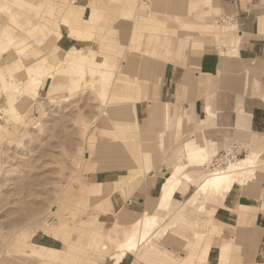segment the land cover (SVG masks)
Here are the masks:
<instances>
[{
	"label": "rangeland",
	"instance_id": "rangeland-1",
	"mask_svg": "<svg viewBox=\"0 0 264 264\" xmlns=\"http://www.w3.org/2000/svg\"><path fill=\"white\" fill-rule=\"evenodd\" d=\"M164 1L0 0V264H113L109 253L114 252V243L131 230L133 219L144 214L159 217L147 241L131 253L132 264H153L156 258L161 264H207L208 254L201 250L193 257L186 254L195 243L194 231L206 233L207 220L214 223L215 209L227 195L222 190L194 192L197 183L210 174L208 163L220 151H211L205 164L189 174L192 182L183 186L193 187L186 195L175 196L180 182L167 209H156L165 175L173 163H185L180 158L182 143L193 135L200 144L201 130L194 105H171L160 90L166 86L168 66L186 72L193 87H212V75L202 74L204 62L200 67L204 58L187 55L201 52L206 36L210 43L226 44L216 33L227 25L235 27L210 9L203 17L192 15L197 23L211 26L210 30L204 25L203 29L200 25L186 28L191 18L153 14ZM87 4L98 8L97 20L87 15L81 18ZM126 4L133 11L132 18L123 13ZM151 17L182 25L176 27L179 30L159 31L167 36L170 49L154 54L135 45L139 33H151L144 29ZM133 24L134 30L113 29ZM97 25L102 27L95 30ZM44 56L48 60L41 70L36 63ZM24 58L38 60L24 66ZM11 59H16L13 71L23 70L17 79L10 75ZM99 59L111 66L110 80L100 77L97 70L91 72L100 66ZM80 65L81 78L75 72ZM73 66H77L75 71L70 69ZM240 143L246 152L238 159L257 154L254 174L247 181L254 182L264 172L262 149L245 140ZM116 145L125 154L118 161L111 155ZM147 187L155 188L151 191L154 198H148ZM141 193L147 195L142 210L127 213V218L122 215L125 211L116 212L114 197L128 204ZM201 204L204 207L198 212ZM200 233L196 237L204 242L207 234ZM94 237L114 243L106 252L100 247L99 253L92 247ZM176 237L187 243L177 247ZM216 246L218 264L249 260L245 249L241 255L232 253L234 247L240 248L234 240L219 239ZM199 255L205 259L197 263ZM127 261L126 257L117 264Z\"/></svg>",
	"mask_w": 264,
	"mask_h": 264
},
{
	"label": "crops",
	"instance_id": "crops-1",
	"mask_svg": "<svg viewBox=\"0 0 264 264\" xmlns=\"http://www.w3.org/2000/svg\"><path fill=\"white\" fill-rule=\"evenodd\" d=\"M165 1L158 3L153 14L186 16L191 18V21L185 24L184 27L198 29L200 25L202 29L205 26V29L210 30L211 26L204 24V22L197 23L196 17L192 15L201 13L203 17L211 9L218 13L219 18L223 16L230 19L235 29L233 30L231 25H227L219 33H216L217 38L223 40L226 44L216 45L210 43L209 37L206 36L201 52L198 51L197 54L192 55L188 53L187 55V58H204V61H200V64L202 63L200 67L204 62L205 66L201 68L206 71H202V74L212 75V87H208V85L201 88L193 87L189 82L191 81L189 80L190 76H187L186 72L168 66L164 77L167 80L166 86L164 91L160 90V94L163 93L165 100L169 101L171 105L178 107L194 105L195 113L200 121L198 125L201 128L199 142L200 145L205 147L208 156L213 150L221 151L232 144L241 145L240 141L245 140L254 147L262 149L260 155L264 157V0ZM205 1H209L211 7L205 5ZM127 5L123 13L126 14L127 18H132L133 11ZM89 9L98 10V8H92L87 4V8L80 15L81 18L86 17ZM150 19L151 22L145 24L147 25L145 28L143 26L141 28L150 30L151 33L145 31L139 33L135 38V45L143 52L154 54L159 53L160 49H163V51L170 49V42L166 40L167 36L159 34V31L179 30L176 27L182 25H170L165 17H151ZM99 26L102 27L97 25L95 30H99ZM136 28L133 24L131 28L115 27L113 29L134 30ZM232 30L234 33H232ZM128 38L130 40V34ZM189 38H191L190 35ZM69 42L70 40L64 43L67 45ZM172 56L170 55L169 58H173ZM209 58H214L212 60L214 64L210 69L207 67ZM37 60L38 58H24V66L32 65ZM14 61L16 59L9 61L8 68L10 75H14V78L17 79L23 70L16 69L13 71L12 64H14ZM194 62L197 63V61ZM152 68H154L153 65ZM196 77L199 76L196 75ZM201 79H206V76H201ZM206 80L209 81V79ZM207 109L206 113L205 110ZM192 138L194 139L193 135L190 139ZM116 146L111 154L114 161H118L125 155L121 147ZM196 168L197 166H189L186 172L191 174ZM192 187L193 184H190L187 188H184L182 182L175 196L181 198ZM153 189L155 188L147 187L148 198L149 196L154 198L151 192L154 191ZM146 194H138L135 199L128 201V204H124L120 196H116L112 199L113 207L116 212L125 211L122 215L127 218V213L139 212L145 207ZM196 210L198 212L202 211L198 208ZM212 218L216 225L207 220L206 233L204 231H194L195 243L188 248L186 254L188 258L193 257L197 250H201L203 254H208L207 264H218L219 247L216 244H218L219 239L221 241L229 239L234 240L235 244H240V248L234 247L233 254L241 255L244 249L247 250L244 253L249 255L250 261L247 260L246 263L244 262L245 264L250 262L264 264V172H260L258 180L256 179L254 182L234 186L227 193L222 204L216 207ZM190 220L197 221L194 218ZM200 232L207 234L204 242L196 237L197 234H201ZM167 233L163 234L167 235ZM176 238L181 240V242L177 240L180 244L178 246L176 242L177 247H183V243H187L186 239ZM247 238L250 240L248 244L245 240ZM103 242L94 237L92 247L101 253L100 247ZM179 253L181 254V252ZM148 257L149 260H152L151 256H147L145 259ZM127 258V264H132L134 261L132 254H128ZM204 259V256H197V263ZM49 263L53 262L46 261L42 264ZM150 263L161 264L157 258Z\"/></svg>",
	"mask_w": 264,
	"mask_h": 264
},
{
	"label": "bare ground",
	"instance_id": "bare-ground-1",
	"mask_svg": "<svg viewBox=\"0 0 264 264\" xmlns=\"http://www.w3.org/2000/svg\"><path fill=\"white\" fill-rule=\"evenodd\" d=\"M144 4V3H142ZM98 11L91 9L87 12L88 19L94 18L97 20L99 18ZM185 23V22H184ZM106 50L110 51L111 46L104 44ZM113 50V49H112ZM47 56L41 57L36 66L41 70L45 68ZM100 60V59H99ZM41 61V62H40ZM86 62V61H85ZM98 63V62H97ZM100 66L92 67V71H98L100 77L105 80H110L112 76V69L110 65L104 60H100ZM81 66V67H80ZM79 66V71H75L77 66H73L70 69L77 72L78 77H82L84 70L82 65ZM75 68V70H74ZM88 70V69H86ZM90 72V70H89ZM152 72V71H151ZM37 74H40L39 72ZM33 83H36L34 79H30ZM30 89V87H29ZM35 89V87H34ZM115 92V91H114ZM208 111V109H207ZM181 145V144H180ZM181 155L180 158L185 159L184 164H179L177 162L173 163L172 169L167 173L160 184V195L156 203L157 210H166L170 205L172 197L175 193V188L180 182H192L191 176L182 170L187 168V166H203L208 158L207 151L203 145L198 144L193 138L184 141L180 148ZM175 157V156H174ZM179 157V156H178ZM178 158V160L180 159ZM257 154L251 153L246 154L244 157L237 159L235 162L230 163L224 170L211 173L203 177L196 185L194 192L201 191L206 193L207 191H224L228 193L231 189L238 185L247 183L250 175L254 174L255 163L257 162ZM177 161V160H176ZM195 164V165H194ZM112 202V201H111ZM203 204L199 205V210H202ZM158 215H142L141 217L135 219L133 227L125 235V237L114 243L113 240L108 239L101 244V249L103 251H108L110 246L114 243V252L109 253V259L113 260L115 264L121 262L128 254L136 252L139 247L147 241L152 229L157 223ZM167 232V229L163 231ZM113 263V264H114Z\"/></svg>",
	"mask_w": 264,
	"mask_h": 264
},
{
	"label": "built area",
	"instance_id": "built-area-1",
	"mask_svg": "<svg viewBox=\"0 0 264 264\" xmlns=\"http://www.w3.org/2000/svg\"><path fill=\"white\" fill-rule=\"evenodd\" d=\"M147 3L149 0H141ZM246 148L238 144H232L227 148L216 153L210 160L207 166L209 173H215L224 170L230 163L236 161L239 157L244 155Z\"/></svg>",
	"mask_w": 264,
	"mask_h": 264
}]
</instances>
